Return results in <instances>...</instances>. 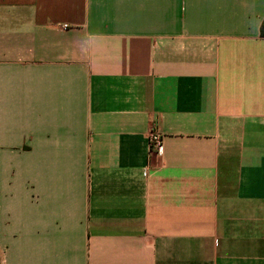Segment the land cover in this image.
Instances as JSON below:
<instances>
[{
  "label": "crops",
  "instance_id": "obj_1",
  "mask_svg": "<svg viewBox=\"0 0 264 264\" xmlns=\"http://www.w3.org/2000/svg\"><path fill=\"white\" fill-rule=\"evenodd\" d=\"M263 20L264 0H0L18 264H264Z\"/></svg>",
  "mask_w": 264,
  "mask_h": 264
},
{
  "label": "rangeland",
  "instance_id": "obj_2",
  "mask_svg": "<svg viewBox=\"0 0 264 264\" xmlns=\"http://www.w3.org/2000/svg\"><path fill=\"white\" fill-rule=\"evenodd\" d=\"M9 160L19 162L21 156L0 149V235L6 234V241L0 240V264H18L21 259V252L17 246H11L8 237L17 235L18 228H21V171L16 169L12 174Z\"/></svg>",
  "mask_w": 264,
  "mask_h": 264
},
{
  "label": "built area",
  "instance_id": "obj_3",
  "mask_svg": "<svg viewBox=\"0 0 264 264\" xmlns=\"http://www.w3.org/2000/svg\"><path fill=\"white\" fill-rule=\"evenodd\" d=\"M67 27L66 25L64 26ZM149 144L151 148V153L153 154H162L164 148V139L161 132L157 129H153L149 135Z\"/></svg>",
  "mask_w": 264,
  "mask_h": 264
},
{
  "label": "trees",
  "instance_id": "obj_4",
  "mask_svg": "<svg viewBox=\"0 0 264 264\" xmlns=\"http://www.w3.org/2000/svg\"><path fill=\"white\" fill-rule=\"evenodd\" d=\"M261 36L264 38V20L261 25Z\"/></svg>",
  "mask_w": 264,
  "mask_h": 264
}]
</instances>
